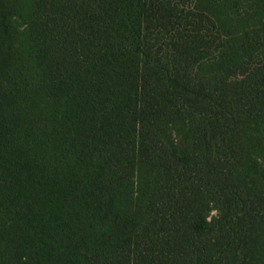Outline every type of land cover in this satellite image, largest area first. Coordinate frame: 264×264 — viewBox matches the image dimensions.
Returning <instances> with one entry per match:
<instances>
[{
	"label": "trees",
	"instance_id": "16d2710c",
	"mask_svg": "<svg viewBox=\"0 0 264 264\" xmlns=\"http://www.w3.org/2000/svg\"><path fill=\"white\" fill-rule=\"evenodd\" d=\"M0 264H264V0H0Z\"/></svg>",
	"mask_w": 264,
	"mask_h": 264
}]
</instances>
